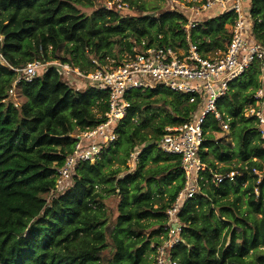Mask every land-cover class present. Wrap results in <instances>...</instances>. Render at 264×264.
<instances>
[{"label":"trees","instance_id":"trees-1","mask_svg":"<svg viewBox=\"0 0 264 264\" xmlns=\"http://www.w3.org/2000/svg\"><path fill=\"white\" fill-rule=\"evenodd\" d=\"M121 1L130 7L140 2ZM93 5L94 0H0V264H102L108 219L102 187L109 183L120 203L107 264H153L149 255L166 234L167 210L184 187L180 157L159 150L158 141L167 127L187 123L197 105L188 94L158 86L130 93L131 107L116 128L117 139L95 162H81L69 186L58 191V170L75 151L77 136L106 120L109 94L77 87L55 66L39 70L31 81L14 69L41 53L49 60L50 48L55 54L64 50L66 57L59 61L86 70L80 59L94 67L93 61L102 63L116 45L130 52L133 42L187 43L183 13L123 17L101 8L87 16L79 9ZM251 15L254 39L264 47V0H252ZM233 23L231 12L210 18L192 30L191 40L205 55L225 51ZM260 78L261 64L255 62L218 101L230 136L215 140L210 132L223 128L214 116H206L200 155L208 171L201 191L178 214L183 242L170 251L176 264H264V176L253 171L264 169V147L258 119L247 117L245 110L255 104ZM251 88L254 92L247 93ZM18 93L20 106L9 99ZM161 102L172 109L163 111V118L154 112ZM137 147L134 172L121 178L120 170L106 172L107 162L122 153L126 165ZM149 163L164 166L154 169ZM231 172H238L234 182H212L214 174Z\"/></svg>","mask_w":264,"mask_h":264},{"label":"built area","instance_id":"built-area-1","mask_svg":"<svg viewBox=\"0 0 264 264\" xmlns=\"http://www.w3.org/2000/svg\"><path fill=\"white\" fill-rule=\"evenodd\" d=\"M251 3L252 0H200L198 5L191 6L192 17H186L187 22L182 26L187 39L186 47L148 46L146 41H142L133 46L120 63L109 65L104 60L90 71L59 60L46 63L34 60L21 69H14L22 73L25 80L31 81L38 76L39 70L55 66L61 76L71 79L78 86L88 84L109 94L106 120L77 136L75 151L58 170V189L70 183L72 174L81 162H95L102 149L117 139L115 131L127 117L131 107L128 96L132 91L161 86L174 93L190 95L189 102L197 105V110L191 114L187 123L167 127L166 133L158 141L159 150L180 157L185 183L176 202L167 210L166 234L161 237L162 243L156 247L154 264H176L171 259L170 251L183 242V225L178 214L185 201L194 198L201 191L200 182L205 180L204 173L208 171V166L200 155L205 140L206 116H214L223 130H229V124L223 120L217 103L227 94L230 82L255 62L261 64L263 85L254 95L255 105L248 108L246 116L258 119V130L264 147V47L253 36ZM213 10L218 14L210 15ZM230 12L234 14V23L229 26L231 39L226 50L205 55L198 44L192 42V30L205 21L204 15H208L207 18L210 19ZM138 154L135 150L130 156L134 164ZM253 171L260 179L264 176V169ZM237 173L214 174L212 182L216 185L225 181L234 182Z\"/></svg>","mask_w":264,"mask_h":264},{"label":"rangeland","instance_id":"rangeland-1","mask_svg":"<svg viewBox=\"0 0 264 264\" xmlns=\"http://www.w3.org/2000/svg\"><path fill=\"white\" fill-rule=\"evenodd\" d=\"M199 1L200 0H140V2L138 3V6L130 7L128 4L123 3L121 0H94L93 7H79V9L81 10V12L83 14H85L87 16L92 15L98 9L106 8L108 10H115L116 12H118L123 17L148 16V17H156L157 18L163 12L176 11V12L183 13L187 18H191L192 12L190 10V7L193 5H196ZM140 6H141V8H140ZM142 9H144L145 11H142ZM216 14H218V12L216 10H213L210 13V15H216ZM207 17H208V15H204L205 21L209 20ZM228 29H229V27H228ZM132 40L133 39H127V42L132 43ZM133 44L135 45L136 43L133 42ZM125 48L126 47L124 45L123 46L116 45L114 47V50L112 53L108 52L109 57H107V59H105L108 62V64L113 65V63L116 64L117 62L121 61L123 59V57H125L126 54L129 53L128 51H125ZM47 55H48L49 60L45 61L42 53L37 55L35 57V60H40L41 62L46 63V62L55 61V59H53L55 56H57L58 60L66 57L64 50H61L60 52H57L55 54V53H53L51 48L49 49ZM79 62L88 71H90V70L98 67L99 65H101V64H99L98 61L95 63L93 62L94 67L90 66L87 60L80 59ZM261 70H262V68H261ZM260 81L262 83L261 78H260ZM262 85H263V83H262ZM87 86H89V85L86 84L84 87H81V88H85ZM77 87H80V86L77 85ZM252 92H254V89H252V88L247 91V93H252ZM256 92H255V94H256ZM135 93H136V91H133V94H135ZM160 97H161V95H157V96L153 97V100L158 99ZM9 99H10V101L18 104L19 106L23 102V99L19 95V93L17 95H13V96L9 97ZM248 108H249L248 104L245 105L246 111L248 110ZM154 109H155L154 112L156 114H158V115L161 114V118H163L165 116V113L163 111L166 110V111L170 112L172 110L168 105H166L163 102L158 103V105L155 106ZM210 133L215 140L224 139L225 136H230V134H231L230 129L227 131L222 129V132H210ZM207 134H208V132H207ZM229 140H231V139L229 138ZM232 146H234V143L232 144ZM140 150H141L140 147L136 148V151L139 152ZM116 158L117 159H115L112 162H107V165L105 166L106 172L120 170V173L117 176V178H119V177L121 178V177L125 176L127 173L134 172L135 164L131 160H129L127 162V164L124 165L122 163V153L119 154L118 156L116 155ZM158 166H164V163H158V164L149 163V165H148V167H152L154 169L157 168ZM219 166L223 167L225 165L219 164ZM157 178L159 179L160 176H158ZM67 186H69V185H65L64 188H62V187L59 188L58 191L63 192V190H65ZM102 188H103V190L107 189V191L105 192L106 197H105L103 203L105 204V207L107 210L108 219H107V224L105 226L106 236H107V245H106L105 250L102 251L101 259H102V264H107V262L111 259L112 255L114 253V247H113L112 242L109 238V233H110L111 229L115 226L117 217L119 215L118 214V205L120 203V196L117 193L118 190H115L114 192L111 191L113 189V185H110V183H109V185H106ZM165 188H166V186L164 184L163 189H165ZM99 190H101V189L99 188ZM51 197L52 196H48V200H50ZM149 258L152 259L153 264H154L155 254L149 255Z\"/></svg>","mask_w":264,"mask_h":264}]
</instances>
